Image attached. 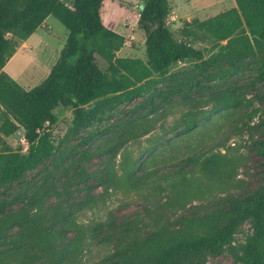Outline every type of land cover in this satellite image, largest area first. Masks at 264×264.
Here are the masks:
<instances>
[{
    "label": "trees",
    "instance_id": "obj_1",
    "mask_svg": "<svg viewBox=\"0 0 264 264\" xmlns=\"http://www.w3.org/2000/svg\"><path fill=\"white\" fill-rule=\"evenodd\" d=\"M104 1L69 0L68 4L64 0H0V144L20 128L25 130L28 144L25 152L19 146L0 153V264L82 263V237L71 232L84 233L78 212L96 199L72 198L65 182L63 187L56 182L57 170L66 160L53 134L59 120L57 107L72 109L69 134L90 143L97 134L92 126L104 119L107 103L132 102L145 95V101L152 104L158 99L157 105L171 104L177 96L189 100L207 88L204 80L215 77L205 76L204 71L218 58L230 63L223 71L226 74L244 69L246 59L254 60L256 78L264 79V0H236L237 7L206 20H186L182 30L185 38L181 40L169 25L170 0H143L138 25L145 33L144 58L118 56L126 36L105 24ZM50 15L67 28V39L48 76L26 89L4 68L22 42ZM199 41H210L217 50L206 57L205 49L196 47ZM258 54H262V60ZM190 59L198 61L200 76L170 73L173 63ZM226 98L223 94L212 96L204 101L211 102V107L191 111L170 128L178 129L181 138L193 137L196 131H207L223 117L236 118L235 128L249 127L257 114L253 99L245 95L232 101ZM139 135L135 132L132 136ZM168 142L173 148L169 158L128 161L126 176L132 188H144L155 197L161 194L166 208L181 210L206 192L211 193L213 186L231 183L237 157L222 153L218 148L225 142L217 141L210 132L195 146L186 144L183 151L173 147L177 141ZM202 142L205 150H200ZM259 145L264 156V139ZM150 147L148 155L158 145ZM110 149H85L78 158L87 160ZM189 164L192 166L186 169ZM62 174L72 175L91 195L95 183H89V179L97 178L95 173L75 167L70 174L65 167ZM248 221L252 232L235 245V235ZM105 226H94L91 237L100 243H113V249L88 264H208L209 256L227 250L242 264H264V184L219 199L204 211L191 209L174 224L169 218H157L145 232L128 220L119 226L108 225L103 231Z\"/></svg>",
    "mask_w": 264,
    "mask_h": 264
},
{
    "label": "rangeland",
    "instance_id": "obj_2",
    "mask_svg": "<svg viewBox=\"0 0 264 264\" xmlns=\"http://www.w3.org/2000/svg\"><path fill=\"white\" fill-rule=\"evenodd\" d=\"M70 4L69 0H64ZM144 4L143 0H105L104 1V22L126 36V43L118 52L120 57L144 58L146 56L145 33L139 27V13ZM171 16L169 25L178 40L184 39L182 30L184 21H191L194 18L206 20L221 12L237 7L236 0H170ZM68 30L56 17L50 15L44 25L40 27L28 39L24 40L16 54L9 60L4 70L14 80L26 89L32 88L43 81L50 73L53 65L58 59L60 52L67 39ZM226 41H221L225 43ZM197 48H204L206 57H210L217 50L212 47L210 41L195 42ZM262 60V54H258ZM258 58H252L258 60ZM198 61L194 59L183 60L173 63L170 66V73H190L200 76V69L196 66ZM254 60L246 59L242 66L244 69L236 73L226 74L230 63L218 58L214 65L204 71V75H215L210 80H204L207 88L201 92L194 93L189 100H182L177 96L173 103L157 105L145 101L147 95L139 97L132 102H122L112 105L107 103L104 109V119L92 126L97 133L95 139L85 143L79 137L69 134L73 124L74 113L71 108L59 106L55 113L59 120L53 127L55 140L60 144L62 155L66 159L57 170L56 182L66 187L73 194L72 198L86 199L93 196L96 202L85 206L78 212V222L85 229L84 233L76 232L74 236H81L82 263L88 264L99 260L101 257L112 251L113 243H100L91 237L94 226L106 223L103 231L108 225L119 226L125 220L137 223L145 232L153 227L157 218L174 221L177 217L188 215L191 209L204 211L211 207L212 203L226 198L232 194H240L245 191L254 190L264 184V156L259 151V141L264 139V79L258 76L257 65ZM247 66V67H245ZM162 87V86H160ZM226 95L227 101H232L239 96H247L253 99L256 116L249 127L241 125L235 128L236 118H219L214 121L209 129L196 131L193 137L177 134L178 129L170 128L176 121L193 110L208 109L211 107L204 101L210 100L212 96ZM245 109V107H241ZM180 128V127H179ZM139 133V136H132ZM208 132L216 137L217 141L225 142V146L218 149L225 155L237 157V170L232 181L222 187L213 186L214 190L204 197L192 200L185 209L166 208L164 196L161 194L155 197L147 194L148 190L132 188L128 184L126 172L128 161L137 160L141 157L148 160H162L169 158L172 146L168 145L169 140L177 141L173 145L177 151L186 149V144L199 143L203 138L208 137ZM84 133V132H83ZM179 136V137H176ZM158 141L160 143H158ZM158 145L154 153L148 155V149L152 144ZM174 143V142H173ZM23 147L25 152L28 144L25 140V130L18 129L14 134L7 137L0 144V153L7 149ZM112 147L107 153L92 154L87 160L79 159L82 150L88 149L97 151L99 148ZM200 150H205L202 142ZM151 159V160H150ZM76 162V164H74ZM48 168L53 169L51 162ZM76 165V166H71ZM192 164L186 165L189 169ZM74 173L75 167L84 171L95 173L97 178L91 177L89 183H95L91 188V195L88 190L82 188L72 175L62 174L64 168ZM72 167V168H71ZM168 167H172L168 165ZM164 168H161L162 172ZM143 170L140 171V173ZM102 180L100 184L97 181ZM204 177L201 178V181ZM152 192V191H150ZM2 195L0 193V200ZM150 200V201H149ZM252 232V225L248 221L235 235L234 244L244 242L248 234ZM208 264H242L237 261L229 250L221 255L208 257Z\"/></svg>",
    "mask_w": 264,
    "mask_h": 264
},
{
    "label": "water",
    "instance_id": "obj_3",
    "mask_svg": "<svg viewBox=\"0 0 264 264\" xmlns=\"http://www.w3.org/2000/svg\"><path fill=\"white\" fill-rule=\"evenodd\" d=\"M144 7V5H142V8Z\"/></svg>",
    "mask_w": 264,
    "mask_h": 264
}]
</instances>
